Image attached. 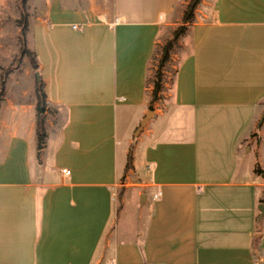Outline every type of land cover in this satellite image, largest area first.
<instances>
[{"label":"crops","instance_id":"1","mask_svg":"<svg viewBox=\"0 0 264 264\" xmlns=\"http://www.w3.org/2000/svg\"><path fill=\"white\" fill-rule=\"evenodd\" d=\"M180 2L41 1L57 124L39 160L38 99L0 102V264H264V0L189 26L134 139Z\"/></svg>","mask_w":264,"mask_h":264},{"label":"rangeland","instance_id":"2","mask_svg":"<svg viewBox=\"0 0 264 264\" xmlns=\"http://www.w3.org/2000/svg\"><path fill=\"white\" fill-rule=\"evenodd\" d=\"M44 2V0H41ZM40 0H0V102L5 99L6 95L10 94L13 97H18L19 94H24V98L27 101L37 100L35 84L38 77L37 72L32 68L28 56L23 54L24 40L26 39L27 47L32 49L33 46V34L30 30L34 22L39 16H44L45 6L41 4ZM192 0H182L177 6V14L175 16V25L172 26L171 30H175L183 23L184 12L187 10L189 3ZM44 4V3H43ZM216 0H201L197 6L195 14L198 18L206 20L204 14L212 13L215 8ZM28 19L29 26L26 37L23 35V22ZM170 30V31H171ZM180 37L177 44L174 46V53L181 52V41ZM162 41L158 47V54L152 60V69L154 73L157 71L159 66L160 49L166 43ZM33 50V49H32ZM173 62V61H172ZM169 71V72H165ZM173 63L167 64L162 72L164 74L163 90L160 94V99L166 96L168 92V84L172 82L173 74ZM155 79V77H154ZM154 84H152L153 86ZM153 88V87H152ZM160 99L158 101H160ZM162 102V100H161ZM47 105L46 113V131L48 121L50 124H57V110L54 106ZM151 110V109H150ZM155 110V107H154ZM153 117V116H152ZM151 120V119H150ZM149 123L146 125V127ZM144 127L140 132H136L134 139L141 136L144 132ZM39 153V152H38ZM41 155L38 154L40 160ZM126 172L122 177V183H131L132 180L127 178V174L130 170V162L127 163ZM130 206V205H129ZM131 208V207H130Z\"/></svg>","mask_w":264,"mask_h":264},{"label":"trees","instance_id":"3","mask_svg":"<svg viewBox=\"0 0 264 264\" xmlns=\"http://www.w3.org/2000/svg\"><path fill=\"white\" fill-rule=\"evenodd\" d=\"M201 0H192L191 3H189L187 10L184 12L183 16V23L181 26L176 28L173 32L172 37L161 47L160 49V59H159V66L157 71L154 73L153 71V77L151 79V83L153 85L152 89V97L150 102V109L154 110V103L160 99L161 91L163 90L164 84V74L162 72V69L169 63L173 61L172 59V52L174 50V46L177 44L181 36H184L189 26L195 22L196 14L195 11L197 9L198 4ZM23 35L22 37H26L27 30L29 26L28 19L23 22ZM23 54L28 56L30 64L32 68L38 72L40 69L38 56L34 49L27 47L26 45V39L24 40L23 45ZM159 50L158 47L156 49V52L154 54L153 59L158 54ZM155 77V79H154ZM35 91L37 94V134H38V154L39 156H42V151L46 145L47 142V131H46V113H47V94L45 92V84L41 78H37L36 84H35ZM41 159V158H40ZM131 163V162H130ZM131 165V164H130Z\"/></svg>","mask_w":264,"mask_h":264},{"label":"water","instance_id":"4","mask_svg":"<svg viewBox=\"0 0 264 264\" xmlns=\"http://www.w3.org/2000/svg\"><path fill=\"white\" fill-rule=\"evenodd\" d=\"M37 75H39V72H37ZM154 115V111L153 110H149V112L146 114L145 118L143 119L141 126L139 128V132L148 124L149 120L152 118V116ZM263 119H264V115H263Z\"/></svg>","mask_w":264,"mask_h":264},{"label":"built area","instance_id":"5","mask_svg":"<svg viewBox=\"0 0 264 264\" xmlns=\"http://www.w3.org/2000/svg\"><path fill=\"white\" fill-rule=\"evenodd\" d=\"M120 22H121V19L120 18H116L114 24H118ZM74 28H78V26L74 25ZM62 171H63V174H65V175H70L71 174V171L69 169H63ZM159 196H160V194L156 195V197H159Z\"/></svg>","mask_w":264,"mask_h":264}]
</instances>
